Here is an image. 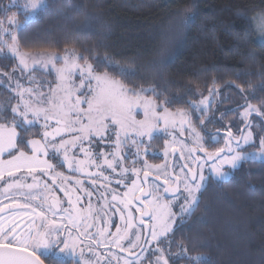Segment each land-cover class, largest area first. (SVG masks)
<instances>
[{"label":"trees","instance_id":"obj_1","mask_svg":"<svg viewBox=\"0 0 264 264\" xmlns=\"http://www.w3.org/2000/svg\"><path fill=\"white\" fill-rule=\"evenodd\" d=\"M10 3L11 0H0V16ZM45 3L47 8L33 22L17 30L20 50L61 54L66 49H75L79 57L88 58L97 72L107 69L120 79L132 90L129 92L132 96L142 88L154 89L140 95L151 97L156 103L170 100L160 110L191 109L188 101L215 90L221 101L218 113L223 118L204 124L211 131L209 136L218 133L216 137H221L210 148L222 145L221 130L235 119L245 97L254 105L264 99V41H257L254 26L255 15L264 13V0H45ZM60 9L63 14L58 12ZM19 18L23 20V16ZM106 55L111 61H118L124 72L105 60ZM79 61L84 63V59ZM13 68H17L16 59L6 50L0 52V73L9 72L13 76ZM8 82L7 77L0 75V111L10 119V108L5 110L4 105L16 102ZM237 86L245 91L241 93ZM9 97L14 98L9 101ZM194 113L192 110L191 117ZM205 117L202 113L192 119L201 127L199 122ZM27 129L32 138L39 137L38 126ZM252 130L264 135V122L261 128L255 126ZM152 145L160 152L161 136L152 140ZM160 159V155L145 157L151 162ZM125 160L126 180L133 178L132 171H128L138 162ZM90 199L94 202L93 196ZM193 241L197 244L193 254L202 255L201 264H264V162L242 163L224 181L210 178L199 194L198 206L183 217L182 223L176 222L162 246L177 254V244L191 246ZM111 254L121 258L116 251L109 250L100 254L102 264L109 261L116 264ZM174 260L175 264H184L179 256H174Z\"/></svg>","mask_w":264,"mask_h":264},{"label":"snow or ice","instance_id":"obj_2","mask_svg":"<svg viewBox=\"0 0 264 264\" xmlns=\"http://www.w3.org/2000/svg\"><path fill=\"white\" fill-rule=\"evenodd\" d=\"M9 8H14L15 11L11 15H7ZM47 8L45 0H12L9 6L5 8V16L0 17V52L5 50L12 57L19 61V65L24 68L28 67L27 60L31 58V53L21 52L17 30H23L30 22L37 18V14ZM61 14L64 10H58ZM23 16V20L19 17ZM260 23L256 26V31L259 35L264 36V13L259 17ZM10 37V40L8 39ZM45 59L42 61L44 66L51 65L56 69L60 81L70 80L74 72L80 73V84L84 86L87 81V87L91 95L81 97L75 96V101L72 100L74 92L68 90L63 96H57L54 99L47 101L33 100L30 95L25 99V92H31L29 89H23L19 82L16 88L12 89L17 92L18 100L15 104H5V110L10 108L11 118L9 119L3 111H0V179L4 178L5 171L11 182L7 184L6 191L16 188L21 189L27 187L34 188L40 183L37 172L47 176V170H53L54 165L48 159H41V156L48 157L49 152L62 154L63 164L69 170L74 172H82L83 165L86 161L79 160L69 153L80 147V151L89 157L88 163H91L93 153L82 147L85 142L91 143L93 138H98L104 141L106 133L109 129V121L113 126H116V150L119 152L120 133L125 131L128 126L129 113L137 105L142 104L144 107L145 120L134 121L138 124L142 131L138 134H152L153 129L157 126L150 122L149 113L152 120L161 118L158 108L161 105L169 103L170 100L165 99L154 102L151 98L141 97L140 92L154 91V89H140V92L133 93V96H128L132 90L127 88L124 83L113 76L107 69L103 72H97L94 65L88 61V58L79 57L75 49H66L63 56L56 52L44 53ZM84 59V64L81 65L78 61ZM105 60L117 65L121 72H124L122 65L118 61H111L107 55ZM63 61L61 67L57 68V62ZM99 62V60H98ZM16 69L13 68V72ZM0 75L12 80V75L9 72H2ZM94 83V87H93ZM239 87L241 93L245 90ZM211 91V90H210ZM134 97V98H133ZM14 97H9L10 101ZM209 97H204L198 102L195 100L188 101L190 108L203 106L206 111ZM86 103L87 108L81 107ZM242 111L240 116L243 118L247 131H241L239 136H234L229 128L225 135V143L221 147H216L209 151L203 145V137L195 127L191 128V134L198 146L200 152H203L208 161H212L210 165L211 173L219 180H224L228 176L225 171V166L229 169H237L242 163L249 161L264 160V135L259 137V146L255 151H246V147L255 148V138L252 131L253 114L264 120V99L258 105H254L245 97V104L241 106ZM177 112L182 117V122H187L188 112L184 109H177ZM167 124L168 117L171 115L167 108L162 114ZM85 120L87 121L85 123ZM42 121V123H41ZM34 122L40 123L42 129V139L32 138V134L28 132L27 125ZM174 124L175 122L172 121ZM201 124L205 123L204 119L200 120ZM27 137V138H26ZM67 137V138H65ZM58 141V142H57ZM135 143V141H133ZM167 143V142H166ZM30 148V152L26 149ZM197 151L196 148L189 149L190 158ZM7 154V160L3 156ZM104 156V153H100ZM201 158L196 157V161ZM104 163L108 168L115 171L113 160L104 159ZM43 165L44 167H40ZM204 163H194V166L188 168L187 173L183 178L176 176L177 186L172 187L168 179L164 180L165 187L163 192L160 191V185L154 188H149L147 191L144 187L137 184L136 180L132 181V187L129 192L139 191L140 195L135 196L136 201H140L141 206L137 207L136 211L140 214V231L130 233L134 228L133 220L135 217L129 214L125 219L123 213L129 209L133 201L131 199H123L120 201L124 207L117 208L121 213V219L125 220L126 227L116 226V231L105 232L103 229L98 230V235L103 239H97L91 233L93 225L87 228H82L86 217L81 215L79 223L73 215L75 204L73 203L74 192H84L91 197L92 193L86 191L82 185V181H76V187L64 188L61 190L68 198L67 203L71 208H64L62 201L59 198L53 197L52 202L48 204L47 209L41 208L37 210L31 204H21L15 198H12V203H0V213H9L6 217L0 215V264H43L41 255L43 252L45 258L51 253L53 256L63 255L72 260V264H77V256L79 264H98V261H93L85 256V247L92 255H97L95 249L104 247L107 249L118 248L121 253H127V258L123 264H144V253L147 251L146 245L156 244L153 251L154 259H149V264H175L174 256H179L184 261V264H201L202 255L193 254L197 247L195 241L189 246L188 244H177L179 252L172 254L163 247L164 240L174 231V225L177 220L183 222L184 215H190L199 204V194L204 188L206 177L203 169ZM22 169H26L27 173L32 177L35 184H26L18 179L16 174ZM47 169V170H46ZM199 170V171H198ZM133 171H137L133 169ZM138 175V172H137ZM151 172L144 170V183H147ZM57 177L60 179L57 180ZM107 179V177H105ZM160 179L159 176L156 177ZM68 182V177L62 173H56L53 177V184H64ZM118 184L124 183L123 180H118ZM95 184V180H93ZM182 184V188L180 185ZM45 187H51L45 184ZM164 194H170L174 199H164ZM128 192L125 193V197ZM143 197V199H142ZM183 198V203H179L180 198ZM151 198V199H149ZM33 200L36 197H32ZM79 198L77 197V202ZM117 197L112 196V201L115 202ZM179 203L180 213L172 211V206ZM104 207H115L105 203ZM88 211L92 212V205L89 204ZM59 213V218L58 217ZM144 217H149L151 223L145 220ZM104 224L108 220L103 221ZM150 227L151 231L144 235V229ZM135 236V239L132 236ZM144 238L141 239V236ZM85 240L87 244L85 245ZM79 241V244L77 243ZM127 245V246H126ZM80 248L79 254L76 249ZM139 248V253L136 249ZM116 264H121V258L114 256ZM111 264V261H109Z\"/></svg>","mask_w":264,"mask_h":264},{"label":"rangeland","instance_id":"obj_3","mask_svg":"<svg viewBox=\"0 0 264 264\" xmlns=\"http://www.w3.org/2000/svg\"><path fill=\"white\" fill-rule=\"evenodd\" d=\"M19 2H23V0H19ZM14 11L15 10L8 9L6 14L11 15V13ZM2 14L3 15H1L0 17H4L6 15L5 9L3 10ZM261 14L262 13L255 15V19H254L255 29L256 26L260 23L259 17ZM256 36H257L256 37L257 41L259 42L264 41V36L259 35L258 32ZM8 39L10 40V37H8ZM20 51L22 53L26 52L22 50ZM46 52L47 51L29 52L32 55L31 58L27 60V64H28L27 68H24L22 65H19V61L15 58L17 61V68L12 76V80L8 82V88L11 91L12 89L16 88L17 82H19V84L23 89L31 90V92H25V99H28L29 96L31 95L33 100L43 99L47 101L48 99H54L57 96H63L68 90L74 92V95L72 96L73 101H75L76 95L84 97L92 94L88 90L87 81L84 86H81L80 84L81 77L79 71L74 72L70 80H66L63 82L60 81L56 69H54L51 65L45 67L42 62L45 59L44 53ZM64 54L65 52L59 55L63 56ZM78 62L81 65L84 64L83 62L80 61ZM62 63L63 61H58L56 67L57 68L61 67ZM38 72H41L42 74H39ZM94 86L95 85L93 83V87ZM13 94L15 96V102L17 103V100L19 98L18 94L17 92H13ZM218 95L219 94L215 90H212L207 95H200L195 101L198 102L204 97H209L207 109L206 111L203 110V106L186 109L185 111L188 112L187 122H182V117L179 115L177 111L168 110V112L171 115L168 117L169 122L167 124L165 123V119L163 118L162 115L165 109L160 110L158 108V112L161 114V118L158 120H152L151 113H149L150 122L155 123L157 125L153 129L150 137L148 135H143V136L139 135L138 133L142 131V129L138 124L133 123V120L134 121L145 120L143 105L142 104L137 105L128 114L129 120H128V126L126 132L121 131L120 133V146L118 153L115 145L116 126H113L109 121V129L105 134L106 137L108 138H106L104 141H100L98 138L94 137L91 143L85 142L83 145H81L82 147L93 153L91 157V161H92L91 163L87 162L89 160V157L80 151V147L73 149L69 153V155L74 154L79 160L86 161V163L83 165L82 172H74L72 170H69L67 166L63 164L62 154H56L50 151L48 157L41 156V159H48L54 165V169L53 170L46 169L48 171L47 176L43 175L40 172H37L36 175L39 176L40 183L32 189L24 187L21 189L13 188L6 191V186L8 183L11 182V180L7 176V172L5 171L4 178L0 179V203L11 204L12 198H15L16 200H18L19 203L31 204L32 207L36 208L39 211L41 210V208L46 210L48 204L52 202V198L56 197L62 201V206H63L64 203L68 204L67 203L68 198L64 195V192L61 190V187L70 188V189L74 188L76 187V181L80 180L82 181V185L80 186L86 189V191H90L92 193V196L94 197V202H92L90 199L92 196L89 197L84 192H74L73 194L74 204L78 205L85 203H98L99 204L98 207L101 209L104 210L111 209L110 207H104L105 203H107L108 205L111 204L118 205L119 206L118 208L122 209L124 205L120 203V201L123 199H131L133 203L131 204L129 209L125 210V212L127 211L132 212V209L135 210L136 208L134 206L135 196H138L140 193L138 190L135 191L134 193L129 192V189L132 187L133 180H136L137 184L144 187L142 183V176L144 175V170L146 166H147V170L151 172V175L149 176L150 179H148L147 181L149 188L150 187L154 188L156 185H160L161 192H163V188L165 187L164 185L165 179H168L172 187L175 188L177 186L175 177L178 175L181 178H183L188 171V168L185 167V165L192 167L194 166V163H204L206 165L203 169L204 175L207 178L204 186L206 185L207 181L210 178L217 181L227 180L232 175L235 169H229L227 166H225V171L229 173L228 176L224 180H219L216 177H214L210 169L211 164L208 163L206 164L207 158L203 152L199 151L198 146L196 145L193 136L191 134V128L195 127L196 130L200 132L201 136L203 137L204 147L207 148L209 151L215 149V148L213 149V147L210 148V146L212 144H215L217 139L221 141L220 136L216 137L218 133L213 134L214 136L212 137L209 136L210 135L209 132L211 131H208L206 129V126L204 125L205 123L201 124L199 122L201 127H198L194 124V121L192 119V117L194 118L201 116L202 113L206 115V117L204 118L205 122L210 119H222L223 114L219 115L218 113L221 102ZM128 96L132 97L130 93H128ZM143 97L151 98L148 96H143ZM81 107L87 108V104L84 103L81 105ZM192 110H194L195 113L191 117L190 113L192 112ZM241 111L242 109H240L237 112L235 119H232L230 120V122H228V124H225L224 128L221 130L222 131L221 135H224L223 133H227L229 128L232 130L234 136L240 135L239 134L240 129H242L243 131H247L244 125L243 118L240 116ZM251 120H252V128L255 126L261 128L262 123L264 122V120H261L259 117L255 116V114H253ZM172 121H174L175 123L173 124ZM86 122L87 121L85 120V123ZM32 126H38L40 129V133H42L40 123L34 122L33 124L27 125L26 127L29 128ZM235 127L236 130L234 129ZM253 133L255 138V148L246 147L245 150L249 152L255 151L259 146L260 135L257 134L256 132ZM159 136H161L163 142V147L160 152L154 150L153 147L154 144L151 146V141L157 139ZM35 139H42V135H39V137ZM133 141H135V143ZM192 148H196L197 151L190 158L189 149ZM26 151L30 152V148L26 149ZM101 152L104 153V156L100 155ZM148 154L157 155V156L160 155L161 159L160 161H155V162H151L149 160L147 161L145 160V157ZM197 156L201 158L199 161H196ZM8 158L9 157L7 156V154L3 156L4 160H7ZM105 158L114 161L115 171H113V169L108 168V166L104 163ZM126 158L130 159V162L132 163L135 161L138 163L135 164V166L128 171V172L132 171L133 178H128L125 180L124 175L127 173L126 171L127 169L125 165V162L127 161L125 160ZM256 161L264 162V160H256ZM40 167H44V166L40 165ZM133 169L137 171H133ZM56 173H62L64 176H67L68 182L62 185L59 183L53 184V177L56 176ZM16 176L18 179L22 180L26 184H35V182L32 180V177L27 173L26 169H22V171L20 173H17ZM23 176L26 178H24ZM157 176L160 177L159 180L156 179ZM105 177H107V179H105ZM59 179L60 178L57 177V180ZM93 180H95V184H93ZM118 180H123L124 183L118 184L117 183ZM45 184L51 187L50 188L45 187ZM182 187L183 186L181 184L180 188ZM126 192H128L127 197H125ZM101 194L105 196L104 197L105 200L102 199ZM113 195L117 197V200L115 202L112 201ZM32 197H36V199L33 200ZM77 197L79 198L78 202H77ZM164 199H174V198L170 194L169 195L164 194ZM179 203H183L182 197L180 198ZM179 203L174 202L172 206V211L178 214L180 213ZM67 207L69 208L72 206L69 205ZM75 209L73 210V215L76 217L77 222L79 223L80 220L79 215L81 214V212ZM8 214L9 213L7 211L5 213H0V215H3L5 217ZM186 215H184L183 217H185ZM119 217L120 219L118 223L119 226L122 227L123 225H125V220H122L121 216ZM92 222L93 220H90L89 225H92ZM150 223L151 221L149 219V224ZM135 231H138L136 227L130 230L129 234ZM133 239H135V236ZM77 243L79 244V241H77ZM150 247L152 251H154V249L156 248V244L153 243L152 245H150ZM107 251L109 250L103 247L102 252L97 251L96 252L97 255L91 254L90 259H94L96 261L98 260L99 262L101 260L100 256L102 254L104 255ZM111 255L114 256V254ZM123 262L124 259H121V264H123Z\"/></svg>","mask_w":264,"mask_h":264},{"label":"flooded vegetation","instance_id":"obj_4","mask_svg":"<svg viewBox=\"0 0 264 264\" xmlns=\"http://www.w3.org/2000/svg\"><path fill=\"white\" fill-rule=\"evenodd\" d=\"M223 134H224V137H223L222 145H219V147L223 146L224 143H225V139L224 138H225L226 133H223ZM207 163L211 164L212 161L206 160V164ZM89 204L92 205V212L88 211ZM67 206H69V204H65V203L63 204L64 208H68ZM75 206H76V209L79 212H81V214L79 215L80 219H81V215L86 217L85 223L81 225L82 228H87L88 225H89L90 220H93V222H92L93 227L91 228V233L93 235H95L97 239L103 238V237L98 235V230L103 229L105 232L114 233L116 231V226H119L118 221L120 219L119 216H121V213L119 211H117V208L119 207L118 205H115V207H110L111 209H105V210L99 208L98 207L99 206L98 203H85V204H78V205L75 204ZM134 206L136 207L135 210L132 209V212H129V211L125 212L124 211L123 215H124L125 219H127L129 214L131 213V215H133L135 217V219L133 220V225H134V227L137 228L138 231H140L141 230L140 227H139L140 225L136 221L137 217L140 214H139V212L136 211V209H137V207H140L141 205L135 203ZM69 208H71V207H69ZM103 216H105V217H103ZM57 218H59V213H58V217ZM149 219L150 218H148L147 220L149 221ZM104 220H108V223L104 224L103 223ZM103 227H105V228H103ZM124 227H126V224L122 226V228H124ZM143 231L145 233V229ZM149 233H150V227H149ZM132 238H134V235L132 236ZM143 238H144V235L141 236V239H143ZM86 244H87V240H85V245ZM145 247L147 248V251L143 254L144 257L151 258V256L153 255V251H152L151 247L148 246V245H146ZM102 248L103 247H97L95 249V252L100 251L99 249H102ZM108 250L116 251L118 253V255L121 256L122 259H126L127 258V253L126 252L125 253H121L118 248H111V249H108ZM138 250H139V248L136 249V251H138ZM76 252H77V254H79V252H80V248L79 247H77ZM39 254L41 255L42 261L44 263L46 262V264H72L71 258L65 257L63 255L53 256L51 253H48L47 254V258H45V255L43 254V252H41ZM90 255H91V253H89L87 248L85 247V256L87 258H90ZM148 258L144 259V264H149V259ZM92 260L96 261L94 259H92ZM102 263L103 262L101 260L98 262V264H102ZM77 264H79L78 256H77Z\"/></svg>","mask_w":264,"mask_h":264},{"label":"water","instance_id":"obj_5","mask_svg":"<svg viewBox=\"0 0 264 264\" xmlns=\"http://www.w3.org/2000/svg\"><path fill=\"white\" fill-rule=\"evenodd\" d=\"M149 178H150V177H148V179H149ZM142 183H143L144 188H145L146 191H147V190L149 189V186H148V182H147V183H144V175L142 176ZM139 195H140V194H139ZM165 195H169V194H165ZM142 199H143V197H142ZM135 203L141 205V204H140V201H136V200H135ZM148 218H149V217H144L145 220H147ZM136 221H137V223L140 225V215L137 217ZM148 233H149V227L145 229V233H144V235H147ZM139 251H140V249H139L137 252L139 253ZM43 264H45V263L43 262Z\"/></svg>","mask_w":264,"mask_h":264}]
</instances>
